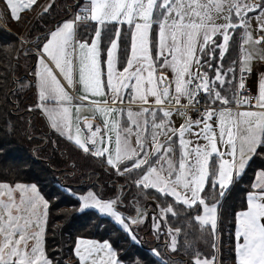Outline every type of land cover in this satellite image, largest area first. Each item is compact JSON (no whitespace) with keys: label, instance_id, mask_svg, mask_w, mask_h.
Segmentation results:
<instances>
[{"label":"snow or ice","instance_id":"1","mask_svg":"<svg viewBox=\"0 0 264 264\" xmlns=\"http://www.w3.org/2000/svg\"><path fill=\"white\" fill-rule=\"evenodd\" d=\"M4 4L16 21L41 6L39 0ZM53 7L54 0L40 17ZM74 7L37 45L30 86L39 102L29 111H40L74 150L131 178L138 193L155 190L163 197L152 217L157 234L181 207L185 227L196 226L215 251L221 199L246 174L258 147L264 148V72L257 75L255 93L249 88V48L264 45V0H77ZM250 14L257 16L259 37L252 35ZM233 47L238 57L227 61ZM78 86L85 95L74 97L68 88ZM74 99L81 102L75 124ZM84 102L100 114L103 127L81 119ZM176 113L184 117L179 127ZM209 186L221 199L204 194ZM68 192L81 202L80 212L98 210L138 241L134 229L148 219L138 201L130 216L121 211L119 196ZM49 215L50 202L35 184L0 180V264H54L46 248ZM233 227L234 264H264V170L234 213ZM181 231L167 228L169 251H178ZM185 247L192 252L189 264H218L215 255ZM73 255L78 264H122L108 241L77 238Z\"/></svg>","mask_w":264,"mask_h":264},{"label":"trees","instance_id":"2","mask_svg":"<svg viewBox=\"0 0 264 264\" xmlns=\"http://www.w3.org/2000/svg\"><path fill=\"white\" fill-rule=\"evenodd\" d=\"M76 3L77 0H54V7L48 15L41 18L39 12L34 17L23 39L0 25V180L35 184L49 200L46 248L54 264H78L73 255L77 238L108 241L122 264H189L193 257L191 249L185 247L188 244L194 245L202 256H206L203 252L208 247L204 243L205 238L201 237L196 226L185 227L188 219L181 207L175 208L179 213L178 218L169 216L159 234L153 226L148 230L145 227L141 233H137L138 228H135L139 241L134 243L107 217L93 210L80 212L76 197L69 194L68 189L76 194L92 189L103 199L119 196L122 199L121 211L130 216L135 213L137 201L138 206L150 208V217V214L154 215V203H161L164 199L155 190L138 193L130 183L131 178L120 177L98 159L74 150L70 143L50 129L45 118L39 114L40 111H29L30 107L36 105L35 89L30 86L35 55L30 47L37 48L49 29L74 13ZM0 16L3 22L9 21L1 1ZM235 40L239 44V34ZM237 57L238 49L233 47L227 61ZM256 169L264 170V148L261 147L253 155L246 174L237 177L222 199L218 190L206 187L204 194L210 199H221L222 223L214 253L218 264H234L233 240L230 235L233 232V217L244 206L245 194L251 190L250 183ZM167 202L172 201L169 198ZM168 227L173 230L182 229L176 252L169 251L167 247L169 237L165 233ZM154 249L159 251L158 257L153 255L151 250Z\"/></svg>","mask_w":264,"mask_h":264},{"label":"rangeland","instance_id":"3","mask_svg":"<svg viewBox=\"0 0 264 264\" xmlns=\"http://www.w3.org/2000/svg\"><path fill=\"white\" fill-rule=\"evenodd\" d=\"M257 0H255V2H256ZM38 13H36L35 14V11L33 12V11H29L28 13H26L25 15H23L22 17H21V19L19 20V21H15L14 22V24L13 23H11L10 21H7V22H3V20H2V18H1V16H0V25L4 28V29H6L8 32H10V33H12V34H16L18 37H20L21 39H23L22 37H23V34H24V32H25V30L28 28V26H30V24L32 23V21L34 20V17L37 15ZM257 24H258V20H257V16L256 15H253V16H251L250 17V25H251V32H252V35L254 36V35H256V34H260V35H262V33H260L259 32V30H258V28H257ZM261 48H264V46H257V47H252V48H249V51L251 52V54H252V57H253V59H256V58H259L260 56H261V52H260V50H258V49H261ZM32 69H31V74L33 75V73H34V71H35V66H36V64H37V60H36V57H34L33 58V61H32ZM34 89H35V99H36V104L39 102V100H38V92H37V89L34 87ZM39 114H41V112L39 113ZM46 120V119H45ZM47 122V121H46ZM47 124H48V122H47ZM75 170H76V168H75ZM26 184V183H25ZM29 185H31V184H29ZM88 191H93L94 192V190H92V189H88V190H86V191H84V192H81V193H77L76 194V196H79V195H83V194H86ZM75 197V196H74ZM105 200H107V199H105ZM77 202H78V204H77V208L79 209L80 208V206H81V202H79L78 200H77ZM154 206H156V203H154ZM86 210H93V211H95L98 215H100V216H104V217H107V216H105V215H102V214H100L99 212H98V210H95V209H86ZM149 210H150V208H146V209H144V212H145V214L149 217ZM153 211H155V207H154V209H152V212ZM128 212H130V210H128ZM134 214H136V213H134ZM134 214H131V215H134ZM153 214H150V217H149V220L147 219L143 224H141L139 227H137L138 229H137V233L139 232V233H141L143 230H144V228H145V230H148L151 226H153L154 225V223H155V221L153 222ZM108 219H110L114 224H116L114 221H113V219L112 218H110V217H107ZM146 223H147V225H146ZM152 223H153V225H152ZM120 229H122L121 228V226H119L118 224H116ZM153 228V227H152ZM154 229V228H153ZM137 237H138V241H139V236H138V234H137ZM86 239H88V238H86ZM92 240V239H91ZM219 240V239H218ZM137 241V242H138ZM196 242H198L199 244L201 243V241L199 240H197ZM204 243L206 244V245H208V247H206V248H204L203 249V252H204V254H206V256H211V255H214V253H216V250L217 249H215V251L212 249V247L210 246V243H209V241L205 238L204 239ZM217 243H218V241H217ZM197 246H199V245H197ZM196 246V247H197ZM152 251V250H151ZM152 253H153V251H152ZM156 257H158V256H156Z\"/></svg>","mask_w":264,"mask_h":264},{"label":"crops","instance_id":"4","mask_svg":"<svg viewBox=\"0 0 264 264\" xmlns=\"http://www.w3.org/2000/svg\"><path fill=\"white\" fill-rule=\"evenodd\" d=\"M1 1V3L4 5V7H5V4H4V0H0ZM50 1L51 0H42L41 2H40V7H37L34 11H35V14L36 13H39V12H41L42 11V8H43V6H45V5H47L48 3H50ZM5 10H6V13H7V18H8V20L11 22V23H13L14 24V22L16 21V20H14L13 18H12V16L9 14V12H8V10L6 9V7H5ZM33 11V12H34ZM29 11H24L22 14H21V17L23 16V15H25L26 13H28ZM256 15V14H255ZM251 16H253V15H251ZM250 16V17H251ZM56 26V25H55ZM54 26V27H55ZM53 27V28H54ZM16 35V34H15ZM17 36V35H16ZM260 36V34H256V35H254V37H259ZM18 37V36H17ZM18 38H20V37H18ZM81 39H83V38H81ZM241 41L239 40V43H240ZM261 46H264V45H261ZM30 49H32L33 50V52L34 53H36V51H37V48H34V47H30ZM258 50H260V52H261V56L259 57V58H256V59H253V64H252V66H253V69H254V74L252 75V80H251V85H252V87L255 85V82H256V78H257V75L259 74V73H262V72H264V48H261V49H258ZM35 57H36V55H35ZM37 60V59H36ZM164 74H167V75H170V73L169 72H165ZM62 83H64V81H62ZM253 89H254V91H255V88L253 87ZM68 91H69V93L71 94V95H73L74 97H80V96H83V95H85V93L83 92V89H82V87H75V88H72V87H69L68 88ZM90 99H107V97H103V98H100V97H96V98H93V97H90ZM81 102L79 101V100H73V121H74V124H75V122H76V111H75V105H77V104H80ZM132 109H133V111H138L139 109H138V106H135V105H133L132 106ZM173 111H174V109H173ZM80 116H81V119H87V120H89V121H92L95 125H99V126H101V127H103V118L100 116V114L98 113V112H95L94 110H93V107H92V105L90 104V103H88V102H84V108H83V110H82V112L80 113ZM113 119H119V116H116V117H113ZM172 119H173V121L175 122V125L177 126V127H179V125L183 122V120H184V117L183 116H181L179 113H176V114H174L173 115V117H172ZM63 138V137H62ZM190 139H195V137H189ZM63 139H65V138H63ZM66 140V139H65ZM68 142V141H67ZM68 143H70V142H68ZM71 144V143H70ZM72 145V144H71ZM73 146V145H72ZM74 147V146H73ZM258 170H261V169H256L255 171H254V173H253V177H252V180H251V183H250V188H251V185L253 184V182H254V179H255V176H256V173H257V171ZM245 196H246V194H245ZM233 231H234V227H233ZM233 249H234V244H233ZM233 255H234V251H233ZM78 262V261H77Z\"/></svg>","mask_w":264,"mask_h":264},{"label":"built area","instance_id":"5","mask_svg":"<svg viewBox=\"0 0 264 264\" xmlns=\"http://www.w3.org/2000/svg\"><path fill=\"white\" fill-rule=\"evenodd\" d=\"M251 80H252V77H251V79L249 80V88L253 91V93H255V91H254V89H253V87H252V85H251ZM185 103H186V101H184ZM204 102L203 101H201V104H203ZM189 115H193V117L195 118V114L194 113H188Z\"/></svg>","mask_w":264,"mask_h":264}]
</instances>
